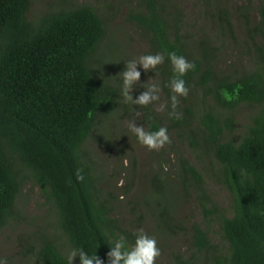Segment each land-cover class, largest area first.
<instances>
[{
  "label": "trees",
  "instance_id": "obj_1",
  "mask_svg": "<svg viewBox=\"0 0 264 264\" xmlns=\"http://www.w3.org/2000/svg\"><path fill=\"white\" fill-rule=\"evenodd\" d=\"M198 1L210 30L195 38L182 31L172 0H136L128 6L125 17L145 39L144 55L165 56L155 72L143 70L159 85L163 110L135 105L146 131L166 127L172 143L196 153L202 168L229 192L231 211H220L202 172L172 143L167 146L176 150L163 161L170 170L156 159L142 206L161 236L188 230L190 254L176 255L173 264H264V0ZM31 4L0 0V231L20 220L15 203L29 180L51 205L54 230L66 239L69 253L83 249L108 264L111 245L121 235L134 245L137 231L113 215L116 195L104 194L105 177L83 147L100 120L119 110L121 100V114L133 110L121 96L122 86L101 72L112 61L110 25L119 7L104 13L99 4L60 0L33 16ZM171 52L195 65L183 77L189 95L179 98V120L169 115ZM253 106L257 111L235 137L238 115ZM161 155L155 151L153 159ZM192 204L205 228L196 220L187 228L176 224V211H189ZM215 221L219 243L208 235ZM41 234H21V261L68 264L55 237ZM74 262L80 264L79 256Z\"/></svg>",
  "mask_w": 264,
  "mask_h": 264
},
{
  "label": "rangeland",
  "instance_id": "obj_2",
  "mask_svg": "<svg viewBox=\"0 0 264 264\" xmlns=\"http://www.w3.org/2000/svg\"><path fill=\"white\" fill-rule=\"evenodd\" d=\"M74 1L93 5L99 4L104 13L108 10H114V8L116 10L119 7V10L115 13L114 22L110 25L112 41L108 45L113 43L114 45L109 47L107 55L111 57L112 61L110 65H104L101 68V72L105 79L109 80L110 77L114 82H118L122 86V74L120 73L126 69V63L138 59L148 50L145 39L141 38L135 26L125 17L128 6L135 4L136 0ZM172 2L180 10L183 20V32L193 35V38H195V36L210 30L209 23L203 16L198 0H172ZM236 2V0L230 1L232 5H236ZM59 3L60 0H32L31 14L33 16L39 15L42 12L51 10L53 6ZM236 33H238L239 37H243L238 25L236 26ZM242 61L247 66L250 64L246 57ZM138 70L141 71V80L133 87L132 95L134 99L135 94L139 96L147 90L144 88V84L154 82L152 77L144 73L141 66H138ZM121 102L122 100L118 104L119 110L125 108L121 105ZM129 102L134 104L133 101ZM163 105L162 95H160L158 101L150 104L152 109L160 113L161 111L158 109ZM119 110L116 109V113L100 120L101 122L98 123L92 134L85 141L83 149L86 148L87 152L92 155V158L97 162V170L105 177L102 182V187L106 189L104 194L110 190L116 195L113 215L128 230L137 231L143 229L149 236L156 239L157 246L161 250V256L157 258L156 264H173V259L176 255L190 254L191 241L186 229L184 231L176 230L173 236H161L158 234L154 227V218L142 206L144 198L147 195L149 196V178L158 166L156 159L161 160L160 164H163L164 170L165 166H167L165 171L168 172L170 167L163 162L164 159L167 158L170 151L180 149L189 162L202 172L209 196L217 204L220 211L226 214H230L231 211L230 194L224 187L214 182L207 169H203L200 165L195 155L196 153L188 145H180L177 142H173L172 145H176L178 148L169 149L166 145L164 149L158 151L162 155L153 159L155 151H151L141 145L128 128L129 122L132 121H135L138 126L142 125L145 128L141 120V110L137 109L135 104L132 111L124 110L121 114ZM256 111L257 107L255 106L241 111L237 117L238 126L235 137L241 136L245 126L249 123V117ZM125 160L129 161L128 166L124 165L123 162ZM170 161L174 162L173 156ZM121 181H123L122 185H120ZM132 182L133 184H131ZM99 185H101V182ZM128 185L129 188L126 189ZM133 206L134 208L131 210ZM15 208L19 212L20 220H17L16 223L12 222L0 231V259L7 258L11 264H25L19 256L21 247L18 239L22 237V233L31 234V236L39 233H43L41 235L47 237L54 236L57 243L61 245L64 255L68 257L70 253L66 247V239L63 236H59V232L54 230L56 217L53 215L52 207L44 201L39 188L31 181L27 180L21 188L16 199ZM137 213L141 214V218H138ZM176 219L177 225L186 228L193 220L201 223L204 228L206 227L200 209L196 208L194 204H192L189 211L186 208H179L176 211ZM208 235L213 242H221L216 221L208 225ZM32 262L30 260L26 264H32ZM73 264L77 263L73 262Z\"/></svg>",
  "mask_w": 264,
  "mask_h": 264
},
{
  "label": "clouds",
  "instance_id": "obj_3",
  "mask_svg": "<svg viewBox=\"0 0 264 264\" xmlns=\"http://www.w3.org/2000/svg\"><path fill=\"white\" fill-rule=\"evenodd\" d=\"M168 59L173 71V76L168 84L172 92L170 97L172 112L169 115L179 120L182 118L181 113L176 111L180 103L179 98H186L189 95V88L183 77L189 71L194 70L195 65L184 56H178L175 52L168 53ZM164 62L165 56L160 53L143 55L127 62L126 69L120 73L122 74L121 94L125 101H133L140 107H147L158 101L161 89L157 83L147 82L144 84V88L147 90L136 99L133 98L132 91L134 85H137L141 80V71L138 70V66H142L146 72H155L158 66ZM158 110L162 111L163 106ZM128 128L138 142L151 151H160L172 143L166 127H160L156 131H146L142 125L138 126L135 121H132L129 122ZM123 163L128 166L129 161L125 160ZM165 170H167V166H165ZM77 179L81 181L84 179L79 171L77 172ZM122 184L123 181L120 182V185ZM134 235L136 236L134 245H129L122 235L111 245V250L107 253L108 264H156L157 258L161 256V250L157 246L156 239L149 236L143 229L137 230ZM77 256L80 258V264H104V260L97 253L89 255L83 249L73 250L67 257L68 264H73ZM0 264H8L7 258L0 259Z\"/></svg>",
  "mask_w": 264,
  "mask_h": 264
}]
</instances>
